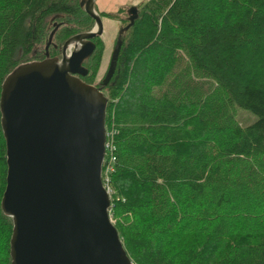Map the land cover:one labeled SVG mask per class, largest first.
Here are the masks:
<instances>
[{"label": "trees", "instance_id": "obj_1", "mask_svg": "<svg viewBox=\"0 0 264 264\" xmlns=\"http://www.w3.org/2000/svg\"><path fill=\"white\" fill-rule=\"evenodd\" d=\"M79 2L0 0V93L17 66L58 57L92 31ZM137 7L102 88L110 214L123 247L132 264H264V0ZM94 41L81 79L101 87L104 45ZM236 108L256 121L242 127ZM6 172L0 112V264H11Z\"/></svg>", "mask_w": 264, "mask_h": 264}, {"label": "water", "instance_id": "obj_2", "mask_svg": "<svg viewBox=\"0 0 264 264\" xmlns=\"http://www.w3.org/2000/svg\"><path fill=\"white\" fill-rule=\"evenodd\" d=\"M95 24L61 48V56L17 66L1 86L6 145L3 213L13 222L11 264H132L109 220L102 186L107 98L120 37L138 18L128 9L101 87L85 83L84 62L103 33L95 0H80ZM57 27L51 32V41Z\"/></svg>", "mask_w": 264, "mask_h": 264}, {"label": "rangeland", "instance_id": "obj_3", "mask_svg": "<svg viewBox=\"0 0 264 264\" xmlns=\"http://www.w3.org/2000/svg\"><path fill=\"white\" fill-rule=\"evenodd\" d=\"M145 1L147 0H95V10L100 14L103 13V15L100 16L103 25V33L100 38L105 47L103 49L102 60L96 75V82L94 84H99L102 81V78L104 77L106 72H108L110 67V60L114 50V43L121 26V16L124 15L122 14V11L118 19V9H123V7L129 6L130 4L140 5ZM105 14L114 15V17H108ZM235 113V120L242 127L251 125L257 119L249 111H245L242 109L236 108Z\"/></svg>", "mask_w": 264, "mask_h": 264}, {"label": "built area", "instance_id": "obj_4", "mask_svg": "<svg viewBox=\"0 0 264 264\" xmlns=\"http://www.w3.org/2000/svg\"><path fill=\"white\" fill-rule=\"evenodd\" d=\"M113 150H114V148H113V146L111 144V141L107 140V131H106L105 155H106L107 152H109V154H112ZM105 155H104L103 164H102V170H101V180H102V186L105 189L107 195L109 196L110 206H111L112 201L114 200V198H113V191H112V189L110 188V185H109V179H110L109 175L112 172V165H110V163H112L114 161V159H113V157H111L109 163H107L105 161ZM108 217H109V220H110L111 224L115 225V220L113 219L112 215L110 214V207H109V210H108Z\"/></svg>", "mask_w": 264, "mask_h": 264}, {"label": "flooded vegetation", "instance_id": "obj_5", "mask_svg": "<svg viewBox=\"0 0 264 264\" xmlns=\"http://www.w3.org/2000/svg\"><path fill=\"white\" fill-rule=\"evenodd\" d=\"M132 6H135L137 9H138V7H137V5H132V4H130L129 6H126V7H123V12H122V14H124L123 16H121V23L123 22V24H121V26H120V30L121 29H123L127 24H128V20H127V18H128V9L130 8V7H132ZM119 12V9H118V11H117V13ZM138 16H139V9H138ZM119 30V31H120ZM128 31V30H127ZM126 31V32H127ZM126 32H124L122 35H124ZM119 33V32H118ZM101 37V36H100ZM100 37H97V38H100ZM117 38H118V34H117V37H116V40H115V43H114V49H115V47H116V42H117ZM121 38V37H120ZM94 39H96V38H94ZM94 39L92 40V42L96 45V43H95V41H94ZM96 47V46H95ZM104 47H105V45H104ZM61 56V55H60ZM59 56V57H60Z\"/></svg>", "mask_w": 264, "mask_h": 264}, {"label": "clouds", "instance_id": "obj_6", "mask_svg": "<svg viewBox=\"0 0 264 264\" xmlns=\"http://www.w3.org/2000/svg\"><path fill=\"white\" fill-rule=\"evenodd\" d=\"M113 226H115V225H113Z\"/></svg>", "mask_w": 264, "mask_h": 264}]
</instances>
